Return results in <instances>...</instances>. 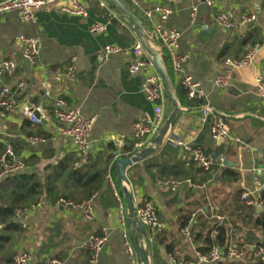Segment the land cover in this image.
I'll use <instances>...</instances> for the list:
<instances>
[{
  "label": "crops",
  "instance_id": "1",
  "mask_svg": "<svg viewBox=\"0 0 264 264\" xmlns=\"http://www.w3.org/2000/svg\"><path fill=\"white\" fill-rule=\"evenodd\" d=\"M100 1L105 3L104 7ZM120 1L143 22L146 33L143 41L131 16L109 0H86L87 18L65 14L55 7L41 9L36 22H23L15 12L0 14V63L11 60L17 64L13 76H0V89L8 85L15 91L18 83L26 84L15 96L17 109L0 107V144L5 150L11 147L16 158L25 163L26 168L19 174L44 176L59 169L62 163L78 167L81 155L73 141L58 132L53 114L54 101L63 99L68 108L95 117L90 158L110 154L106 148L114 146L111 161L107 162L105 157L100 160L105 161L103 168L107 162L108 173L113 174L117 188L122 190L112 162L127 158L123 151L132 143L134 146L133 123L143 112H152L153 104L143 92L145 75L131 76L128 71L131 56L116 54L99 64L96 55L105 45L133 46L138 41L145 50L149 47L163 53L157 29H177L181 33L180 52L188 56L184 73L198 81L207 96L203 100L189 99L181 85L183 74L174 72L171 63L165 62L176 101L168 95L164 98L165 123L154 139L155 147L159 148L128 168L129 182L123 185L131 193L136 208L145 200L155 202L164 227L157 231L145 227L140 232L129 222L128 231L140 259V251H144L150 264H172L173 258L194 259L201 244L194 242L192 230L202 228L194 223L199 218L216 220L227 227L228 248L232 245L245 252L243 258L234 260L222 250L223 259L218 264H259L256 248L264 247V234L257 219L264 208L260 213L258 207L251 209L242 196L253 190L256 176L264 181V98L258 95L256 87V77L264 75V0H213L210 6L199 0L195 3L198 9L194 20L190 0H142L138 8H132L128 0ZM156 6L169 7L172 14L167 20L157 14L148 17L145 12ZM219 13H229L236 20V26L229 29L231 32L215 22ZM252 14L257 16L254 23H240L243 16ZM97 22L107 23V32L91 33V25ZM21 35L40 38L42 42L35 64L22 56L18 43ZM253 47L257 48L254 62L237 70L226 88H217L215 80L227 69L226 60L241 59ZM72 58H76V82L54 83L51 95L47 96V85L55 71L67 67ZM203 104L225 115L230 139L213 137L212 118L201 121ZM25 106L46 112L42 125H34L24 115ZM172 117L174 122L166 127ZM171 130L217 157L224 155L227 162L224 168L216 164L211 172L198 169L188 154L165 144ZM35 136L45 140L33 143L30 138ZM159 136L161 141L157 144ZM185 179L202 187L174 189L163 184ZM93 197L95 219L92 221L86 220L81 211L58 205L59 199L51 200L46 195L41 197L43 205L38 210L18 211L15 221L19 230L2 232L9 242L0 251V264H13L14 257L24 251L32 253L33 263L57 257L63 264H85L88 252L81 244L91 234H101L103 229L108 230L109 238L98 264H130L117 201L107 180ZM184 217L190 218L186 226L190 227L192 241L182 233ZM167 246L173 248L172 253L167 251Z\"/></svg>",
  "mask_w": 264,
  "mask_h": 264
},
{
  "label": "built area",
  "instance_id": "2",
  "mask_svg": "<svg viewBox=\"0 0 264 264\" xmlns=\"http://www.w3.org/2000/svg\"><path fill=\"white\" fill-rule=\"evenodd\" d=\"M142 0H128L132 8H138ZM193 3L191 13L194 20L197 13L196 2L199 0H190ZM207 5H212L213 0H205ZM101 6H105L103 1H100ZM47 7L58 8L61 12L71 15L87 18L89 9L86 0H3L0 2V14L6 12H15L23 22H36L37 13ZM145 14L148 17L159 15L163 20H167L172 14V10L166 6H156L153 9L147 10ZM255 14L243 16L240 23L243 25L252 24L256 21ZM215 22L224 29H232L237 22L229 13H219L215 17ZM108 30L107 23H94L90 27V32L105 33ZM156 36L159 38L163 48V55L171 63L174 72L183 74L181 85L186 91V94L191 100H203L207 94L204 88L191 75L184 73L185 64L188 56L180 52L181 33L177 29L163 30L158 28ZM18 43L22 49V56L28 62L35 64L39 57L42 42L40 38L21 35L18 37ZM257 48L253 47L249 50L245 57L241 59L228 58L225 62L227 69L220 74L215 80V86L219 89L226 88L234 76V73L251 65L254 62ZM122 54L131 56L128 64V71L131 76L144 74L143 92L146 99L153 104L152 112H143L142 115L133 123L134 149L135 154L145 148L155 147L154 139L160 134V131L165 123L163 101L167 95V90L164 82L155 66L152 56L148 55L140 41L133 46H121L116 44L105 45L96 55V60L99 64H103L109 60L112 55ZM76 58H72L69 65L65 68H58L51 81L47 85L46 95H51V90L54 83L68 81L75 83L77 79ZM17 69V64L14 61L6 60L0 63V76L7 74L13 76ZM25 82L17 84V88L13 91L8 85L2 86L0 89V107L8 110H15L18 107L15 98L24 88ZM256 87L258 95L264 98V75L260 74L256 77ZM37 112L39 114H37ZM24 115L34 124L42 125L47 118V114L41 108H33L25 106L23 108ZM201 121H206L208 117L212 118V135L215 139H230L231 130L226 122L225 115L217 113L211 105L203 104L201 109ZM53 114L57 121L58 132L70 138L77 152L81 155L77 166L88 163L91 153V132L94 126L95 117L85 116L77 108H68L63 99L54 101ZM45 139L42 137H31L33 143H42ZM165 144L175 149H179L188 154L195 166L204 171L211 172L216 164L221 167L225 166L226 158L224 155L219 157L207 152L203 148L194 145L187 140L182 134L176 130H171L165 137ZM1 173L0 178L17 174L26 168L23 161L16 158L11 147H8L0 156ZM106 180L111 186L115 199L117 201V215L119 224L124 230L123 237L127 247V252L130 258V264H143L136 247L135 240L128 231L129 211L125 201V196L122 190L117 188L114 177L111 173L106 175ZM165 186L174 189L183 186L201 188L191 179L167 181L163 183ZM264 181L255 177L254 188L251 192L243 194L242 199L248 207L256 208L261 206L264 208ZM58 205L68 206L81 211L86 220L92 221L95 219L94 197H91L83 202H75L67 199H59ZM43 205V198L26 211L33 212L38 210ZM137 221L145 227L157 231L164 227L160 220L156 204L153 200H145L136 208ZM2 227L0 226V229ZM184 236L192 241V234L189 226L182 229ZM109 238L108 230L103 229L101 234H91L82 244L81 248L88 252V260L85 264H98L99 257L103 246ZM245 252L229 246L227 257L229 259L239 260L243 258ZM256 256L259 264H264V247L256 248ZM33 255L31 252L24 251L17 254L13 259V264H63L57 257L45 258L41 261L33 263ZM223 259L222 249L214 246L208 252L203 253L196 251L194 259H172V264H218Z\"/></svg>",
  "mask_w": 264,
  "mask_h": 264
},
{
  "label": "trees",
  "instance_id": "3",
  "mask_svg": "<svg viewBox=\"0 0 264 264\" xmlns=\"http://www.w3.org/2000/svg\"><path fill=\"white\" fill-rule=\"evenodd\" d=\"M165 62H167V59ZM106 149L110 154L90 158L88 163L76 168L73 166L68 167L62 163L59 169L56 168L50 174L44 176L17 173L0 178V226L2 227L0 229V251L9 242L8 236L2 232L18 231L20 228L15 221L17 212L31 208L43 195L51 200L63 198L82 202L93 197L96 192L101 190L108 173L107 162L111 161L113 156L111 151L115 148L110 145ZM4 151V146L0 144V156ZM123 152L127 157L132 156L136 152L133 143L126 146ZM103 157L107 161L105 168L102 167L105 161L100 160ZM112 169L117 172V160L112 162ZM1 170L0 165V172ZM189 222L190 218L184 217L181 227L188 225ZM257 225L264 234V213L258 215ZM194 226L202 227L201 230L196 232L194 229L192 230L194 242L201 244L197 248L198 251L206 253L214 246H218L227 253L228 232L224 223H219L216 220L215 222H209L207 219L199 218ZM206 229L208 230L205 232ZM167 251L172 253L173 248L167 246ZM231 264L235 263L232 262Z\"/></svg>",
  "mask_w": 264,
  "mask_h": 264
},
{
  "label": "water",
  "instance_id": "4",
  "mask_svg": "<svg viewBox=\"0 0 264 264\" xmlns=\"http://www.w3.org/2000/svg\"><path fill=\"white\" fill-rule=\"evenodd\" d=\"M112 4L116 5L117 7H119L124 14H126L127 16H131V18L133 19V24L134 26L137 27V34L138 36L142 39V41L144 40V37L146 36V33L144 31V25L143 22L136 16L134 15L131 10L127 9L124 5L123 2H121L120 0H109ZM228 32H231V30L228 29ZM147 52L153 57L154 62H155V66L164 82V86L167 90V95L170 97V99L176 101L175 99V93L172 90V86L170 83V74L168 69L165 66V60L167 59L166 56L162 55V53L160 51L151 49L149 47H146ZM177 112V111H176ZM37 114H39L37 112ZM175 120V117H172L166 124V127H168L171 123H173ZM165 133V130L163 131V134ZM161 141V136H159V139L156 141L157 144ZM159 147H155V148H145L142 151L138 152L137 154H135L132 157H127V158H120L117 161V174H118V184L121 186L122 191L125 195L126 198V202L128 205V209H129V222L134 224L138 230L140 232H144L145 231V226L137 221L136 218V211H135V205L133 202V197L131 195V193L128 191V189L126 187H124V183H128V176H127V170L130 166L138 163L141 160L146 159L147 157H149L150 155L154 154ZM119 153H117L118 155ZM227 162H225L226 164ZM263 209L261 206H258L257 208V212H262ZM140 256L141 259L143 261L144 264H150L149 259L147 254L144 251H140Z\"/></svg>",
  "mask_w": 264,
  "mask_h": 264
}]
</instances>
